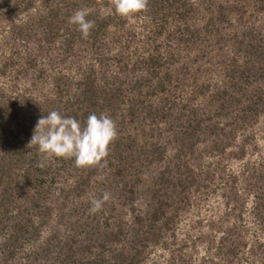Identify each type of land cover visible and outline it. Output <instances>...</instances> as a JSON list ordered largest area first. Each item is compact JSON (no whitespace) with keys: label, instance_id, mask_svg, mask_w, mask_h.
<instances>
[{"label":"trees","instance_id":"obj_1","mask_svg":"<svg viewBox=\"0 0 264 264\" xmlns=\"http://www.w3.org/2000/svg\"><path fill=\"white\" fill-rule=\"evenodd\" d=\"M52 110L108 112L106 166L37 167L27 145ZM262 119L264 0H149L129 17L111 0H0V264H148L157 248L165 264H264V157L246 159ZM211 195L221 213L177 240Z\"/></svg>","mask_w":264,"mask_h":264},{"label":"clouds","instance_id":"obj_2","mask_svg":"<svg viewBox=\"0 0 264 264\" xmlns=\"http://www.w3.org/2000/svg\"><path fill=\"white\" fill-rule=\"evenodd\" d=\"M115 12L122 17L147 12L149 0H111ZM87 9L76 10L69 23L76 25L85 39L95 26L94 20L87 19ZM118 137L116 121L107 111L90 114L82 125L74 117H65L56 110L41 116L27 147L38 146L40 159L37 167L44 168L53 157L74 158L78 168L104 167L107 164L109 146ZM111 199V193L104 191L99 198L90 200V214L102 210Z\"/></svg>","mask_w":264,"mask_h":264},{"label":"rangeland","instance_id":"obj_3","mask_svg":"<svg viewBox=\"0 0 264 264\" xmlns=\"http://www.w3.org/2000/svg\"><path fill=\"white\" fill-rule=\"evenodd\" d=\"M131 23H133L130 20ZM255 142L258 146V151L255 153L256 155L249 156L246 159L248 160H256L258 159V156L264 157V119L258 123V125L255 127ZM240 167L239 163L237 161H229L225 164V169H231L236 170ZM223 210V206L220 202V199L217 198L215 195L208 196L202 202L198 205L197 208H193L190 210V212L177 224V227L175 229V235L177 240L180 239H186L188 238L189 234L194 232L193 230L189 229L190 221L195 220L196 218H208V216H216ZM260 240L264 241V234L260 236ZM197 251L199 254L204 253V248L202 244H198ZM166 253L162 251L161 249L157 248L153 250L148 258L147 263L148 264H165L166 259ZM245 264H256L251 263L249 260L244 261Z\"/></svg>","mask_w":264,"mask_h":264}]
</instances>
